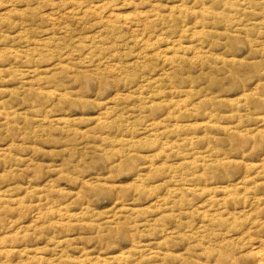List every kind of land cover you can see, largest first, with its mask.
Returning <instances> with one entry per match:
<instances>
[{
    "label": "rangeland",
    "instance_id": "374dc122",
    "mask_svg": "<svg viewBox=\"0 0 264 264\" xmlns=\"http://www.w3.org/2000/svg\"><path fill=\"white\" fill-rule=\"evenodd\" d=\"M0 264H264V0H0Z\"/></svg>",
    "mask_w": 264,
    "mask_h": 264
}]
</instances>
